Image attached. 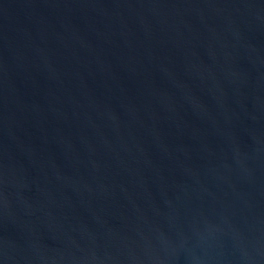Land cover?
Here are the masks:
<instances>
[{"label": "water", "instance_id": "95a60500", "mask_svg": "<svg viewBox=\"0 0 264 264\" xmlns=\"http://www.w3.org/2000/svg\"><path fill=\"white\" fill-rule=\"evenodd\" d=\"M0 264H264V0H0Z\"/></svg>", "mask_w": 264, "mask_h": 264}]
</instances>
